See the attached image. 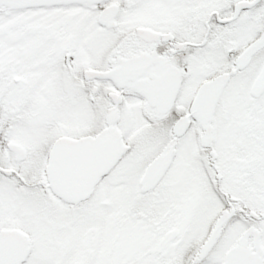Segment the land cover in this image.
<instances>
[{
  "label": "snow or ice",
  "instance_id": "obj_1",
  "mask_svg": "<svg viewBox=\"0 0 264 264\" xmlns=\"http://www.w3.org/2000/svg\"><path fill=\"white\" fill-rule=\"evenodd\" d=\"M0 264H264V0H0Z\"/></svg>",
  "mask_w": 264,
  "mask_h": 264
}]
</instances>
